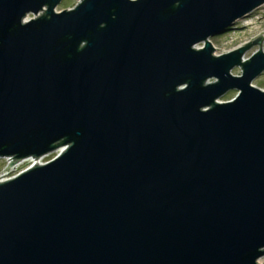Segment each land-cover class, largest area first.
I'll use <instances>...</instances> for the list:
<instances>
[{
  "label": "water",
  "instance_id": "obj_1",
  "mask_svg": "<svg viewBox=\"0 0 264 264\" xmlns=\"http://www.w3.org/2000/svg\"><path fill=\"white\" fill-rule=\"evenodd\" d=\"M62 1L0 0V159L61 150L0 182V264H258L264 38L210 39L264 0Z\"/></svg>",
  "mask_w": 264,
  "mask_h": 264
},
{
  "label": "rangeland",
  "instance_id": "obj_2",
  "mask_svg": "<svg viewBox=\"0 0 264 264\" xmlns=\"http://www.w3.org/2000/svg\"><path fill=\"white\" fill-rule=\"evenodd\" d=\"M78 3L79 0H63L56 11L62 12L65 10L73 9ZM29 18L31 19L33 18V16L30 15ZM260 36H263L264 38V6L254 11L245 19L237 22L233 28L225 31L218 36L212 37L210 39V42L215 49L214 55L222 56L245 47L250 42H254ZM203 47V44L199 46V48ZM260 50L264 53V40H262L261 45L255 44L247 49L243 60L248 61ZM232 74L234 76H241L242 69L236 68L232 71ZM253 86L264 91V73L253 82ZM237 95V91H230L224 97H222L219 102L226 103L233 101L237 97ZM60 152L61 150H58L55 153L41 158L40 160H38V162H41L42 165L47 164L57 158ZM9 160L10 159H0V179L14 178L33 165L32 161L30 159H27L21 161L20 163H17L13 167H9ZM259 262L264 264V257L260 259Z\"/></svg>",
  "mask_w": 264,
  "mask_h": 264
},
{
  "label": "bare ground",
  "instance_id": "obj_3",
  "mask_svg": "<svg viewBox=\"0 0 264 264\" xmlns=\"http://www.w3.org/2000/svg\"><path fill=\"white\" fill-rule=\"evenodd\" d=\"M31 161H32V163H33V165L30 167V168H32V167H34V166H36V164H41V162H38V161H36V160H33V159H30ZM3 178H1L0 180H2ZM1 182V181H0ZM258 264H262L261 262H259L258 261Z\"/></svg>",
  "mask_w": 264,
  "mask_h": 264
},
{
  "label": "built area",
  "instance_id": "obj_4",
  "mask_svg": "<svg viewBox=\"0 0 264 264\" xmlns=\"http://www.w3.org/2000/svg\"><path fill=\"white\" fill-rule=\"evenodd\" d=\"M28 169H30V168H28ZM28 169H26V170H28ZM25 170V171H26ZM9 179H11V178H8V179H2V180H0V181H6V180H9Z\"/></svg>",
  "mask_w": 264,
  "mask_h": 264
}]
</instances>
